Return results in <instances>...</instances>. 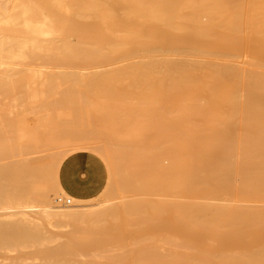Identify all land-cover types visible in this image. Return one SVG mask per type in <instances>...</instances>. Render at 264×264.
I'll list each match as a JSON object with an SVG mask.
<instances>
[{
  "label": "bare ground",
  "instance_id": "bare-ground-1",
  "mask_svg": "<svg viewBox=\"0 0 264 264\" xmlns=\"http://www.w3.org/2000/svg\"><path fill=\"white\" fill-rule=\"evenodd\" d=\"M201 16L207 17L206 21H202V18L204 19L205 17L201 18ZM1 22L2 23L4 22L6 25H8L7 28L6 26H4L5 25L4 23L2 26ZM0 24H1L0 26V58L2 57L1 59L3 60L4 56L9 57L10 59L5 58L4 60L5 61L10 60V63L12 61L11 59L20 60L21 58L19 59V56L23 58L22 60H24L26 55L28 56L29 60L30 59L32 60V56L34 53L35 54L33 56V59H35L34 57H37L39 55H40V58H42V56H44L45 58V56L48 57L49 55L51 57V55L53 54L52 55L53 57H51L52 59H50V57L45 58V59H49L48 60L49 62L45 60V64L47 62V65H49L50 63L53 62L52 65L50 64L51 67L54 65V62L55 64L58 63L57 66L60 64L58 60H63V59L58 58V56L59 54H61L62 57L64 56L63 58H65V60L68 58L69 61L64 60L62 62H65V63L68 62V65L70 64L69 66L71 67L76 66L75 65L76 62L79 61L80 59L81 62L79 61V64L81 63L83 67H84V64H82L83 63L82 60H84V63L86 64L90 63L89 66L88 65L85 66L86 68H89L91 63H92L91 66H94L93 64H95V66H97L96 64H99L100 66V63L105 62L106 64H108L107 61L109 62V64L112 65V62L114 60L116 61V59L118 58V57L116 58L112 57L115 55H118V56L120 55L119 58H121V55L123 57L124 55L129 57V54H130V58H131L132 56L134 57V53L137 54L138 52L137 56L140 55V57L144 53L145 55L151 54L150 56L155 55L156 58H157V55H159L158 58L161 56L158 60L155 57H149L150 59L154 58L151 61H149V59L146 58L149 61L147 62V65L149 67L148 69L155 68V71H156L154 72L155 75L158 73L157 70L160 73V76L157 75V77H155L156 79L153 80V84L150 85L149 81H146L147 83H149L148 87L150 86L149 88L148 87L146 88L147 95H146L145 100L148 99V103L146 104V107H145V110L148 113L146 120L148 117L150 118L151 116V119H150L151 121L147 120L146 122L149 121L150 123L153 124L152 127H150L151 124L149 125V122L146 125L149 126V129L150 128L155 129L156 134L153 132V135H151L150 130L152 129L147 130L146 128L145 130H147L150 135H147V136L143 135V134H147V132L146 133L144 131L141 132L140 129L142 128L139 127L140 129L137 128V130H139L138 132L142 134L140 136L139 135L134 136L135 132H133L134 133V134L132 133L133 136L130 134L131 136L126 135L125 137H123L124 136L123 134L125 133L120 132L122 133L121 135H123L122 138H119L120 136L118 135H117L118 138H115L116 135H113V137H111V135L114 132L112 133L111 130H109V128L106 126L107 123H108V126L110 125L108 122L109 120H106V118L108 117L107 115L109 114H112V115L115 114V116H118L119 114L118 112L121 111V109H119L121 108V106L119 108L117 107V110L119 109V111L117 112L116 110H114L113 107H112L113 110L111 109L112 112L115 111L116 113H118L117 115L116 113H112V112L110 113L111 110L108 111L109 113L108 112L106 113L107 117L101 114L102 116H104L103 119L107 121V123L105 122L106 125H104V127L102 126L103 128L101 127L102 128L101 131H103V129H106V130H104L103 133L100 130L99 132L97 130L96 131L97 134L95 135H99L98 133L100 132L101 133L99 136L106 134L105 136H101L103 138L105 137L104 140H105V143L107 144V146L105 147L106 149L105 153H101V152L99 153V156L105 161L107 165V169H108V180L103 189V194L106 195V193H104L105 189H106V192L108 193L109 190L111 191L112 187L114 188V186L118 182H120L118 183L120 187L119 188L116 187L117 193H120L118 190L121 188L123 190L122 191L123 194H126V195L128 194V192L130 193L132 191L134 192L137 190H138L137 192L141 191L142 193L143 191V193L146 192L147 194L149 193L150 195L151 194L154 195V193H159V195L160 194H173L175 196L177 195L180 197V195L182 196V194L184 195L186 194V195H189L190 197L192 196V198L196 197V195H199V196L207 195V196H210L211 200L213 199L212 197H215V196L219 197V195H222L224 197L230 196V198L231 199L233 198L235 202L234 203L232 201V203H234L232 204L230 201L229 203H231L232 205H223V203L222 205H217V202H216V205H211L212 203H210V201H209L210 204L208 203L202 204L201 202L202 198H200L201 203L200 202L190 203V201L181 202V199L179 197L178 198L180 199V202H176V199L174 198L175 201H172V196L170 197L169 195H167L166 197L169 196L172 202H167L168 200L170 201V199H167L166 202L163 199H162L163 201L158 200V199L155 200L152 198V197H155L153 195L151 197V199L153 200H147V199L144 200L146 197L150 198L149 197L150 195L144 196L146 195L145 193V194H138L143 197L141 198L136 197L135 201L133 202H131L130 199L128 203L124 204L122 202L124 204L123 206L119 204L122 207H119L118 205H116L117 208L110 210L109 213L107 210L106 211L104 210L106 209V207L110 209L109 206L111 207V204L113 203H109L111 200H109L108 202L106 199H104L106 201L103 200L104 202L103 201L100 202L98 200L100 204L98 203L99 204L98 208L96 205V209L92 208L89 210L91 206L89 207L86 206L87 208L83 206L85 208L83 209L81 205L84 204L88 199H78V198L68 195L62 189L58 181L59 166L64 160V158H66L65 155L68 152L70 153L71 151L70 147H69L70 150L66 151L67 153L65 152L64 156H62L63 155L62 154L61 156H57L53 158L49 157V159H47L46 161L45 160L44 161L30 160V159L25 160V158L23 159L25 161H23L22 158L19 157L21 158L23 162H18L17 164H13V163H10L12 162L11 160L8 163L4 161V163L6 164H3V165L2 163H0L1 165L0 166V183H1L0 186L3 187V191L0 192V195L1 193L5 192L9 200V198L13 197L15 193H18L17 194V197H18L19 192L21 193V191H23L24 198L29 200L28 202H26L27 209L29 206L30 208L31 206L35 208L34 204H36L37 202H38L37 204L41 205V206L36 205L38 209L41 208V212L39 213V219H41V222L39 223L38 221L37 223L39 224L35 223L36 221L34 222V219L30 217L28 213H26L27 211H24L25 207L23 208V210L21 209L22 210V212L20 211L21 214L19 213L21 215L20 221L22 222H7L4 219H0V250H13V249L20 250V248L29 246L31 244L34 246V244L35 245L44 244V241L48 242L49 237L46 236L45 234L47 231L44 233L45 230H44V227H42L44 222L51 223V221L53 220L57 223L63 222L66 220H70L74 222V220L78 221V219H81V218L85 219V218L90 217L93 214L99 215V213L101 212H105V214L107 212V215L106 216L104 215V218H102L106 220L105 217H107V222L105 220L103 221V223L106 222V225L105 224L103 225L102 221H100L102 224H100L99 222V224L91 225V223L94 222V221L91 222V220H93L91 219L90 220L91 223L89 225L87 224L86 227H83L84 225L81 227L80 226L76 227V230L80 232L79 235L80 234L84 235V236L82 235L83 236L82 238H79L78 236L79 239L77 238L69 239L68 237V240H66L62 244L59 243V246L56 245L57 247L53 246V248L49 246L42 248V246H45L48 243L41 245V248H38L36 250H37V254L43 259V261L40 260V263H37V264H99L97 263V261H95V258L91 256V253H90L91 250L93 251V249L94 250L101 249V248L103 249L104 247L108 246V241H111L110 240L111 238H114L116 236L119 237L120 235L123 236L125 232H127L128 230L134 227L139 228L140 231L145 229V231L144 232L139 231L142 234L138 235L135 240L133 239L134 243L131 244L127 242L126 244L127 250L124 252L125 254L122 253V255H119V256H117L116 254L115 256H112L110 254L111 256L109 257L107 256L108 258H107L106 264H264V206L263 207H245L246 203L248 204V202L249 203L250 202L252 203L253 202L255 203L264 202V71L262 72V70H260L261 72H256L259 69L264 70L263 68L264 67V0H0ZM56 33H58V35L53 36ZM42 36L43 37L47 36L45 38H42V40H45L47 43L45 41L43 43L41 42ZM72 36L75 38V40H72ZM72 41H75V42L72 43ZM26 44L30 45L28 49L26 48L27 46ZM243 51H246V53L244 52L245 54H247V52L250 51L249 53H251L253 56L252 59L250 58V61H248V65L246 66L248 72L247 70L243 72L244 68H241L245 66L246 64L243 65L241 63H235V61L240 62L239 60H237V57L240 56L241 53L243 54ZM29 52H30V55H29ZM41 52L42 53L45 52L47 55H45V53L42 54ZM139 52L141 54H139ZM40 53L42 54V56ZM54 53L57 54V58H56V55L54 56ZM167 55H169V58ZM172 55L173 56L179 55L182 57L186 56L187 58L181 57V59H178V58L174 59ZM189 55H192V57L196 56V59H198V56L203 57V59L200 58V61L199 59L198 61H196L195 58H194L195 60L192 58L190 60L191 56L188 57ZM29 56H31V58ZM179 56H176V57H179ZM69 57H71L72 59L70 60ZM76 57L78 58V60L76 59ZM170 57H172L173 59H171ZM40 58L39 59L37 58L34 61L36 62L38 60H42ZM125 58L127 59V57ZM125 58H123V60ZM143 58H140V59L138 58L139 60H136L137 58H135L134 60L131 59L132 61L131 60H125V61H127L126 63L130 61L129 64L131 66V62L133 65L134 61L137 63V61H140L141 59H142L141 63L143 64V61H146V59L144 60ZM111 59H113L112 62L110 61ZM201 59L203 61H201ZM217 59H221V60L223 59L226 62H218ZM31 60L30 62H33ZM117 60L120 61V59H117ZM232 60L234 61L233 63L237 64L236 66L235 64L231 63ZM251 60L252 61L254 60L255 62V63L254 62L252 63L254 64L253 65L254 67L250 66L251 63L249 62H252ZM72 61L75 64L71 63ZM125 61L120 62V64L121 63H123L122 65L126 64ZM13 62L15 61H12V63ZM117 62L116 64L112 65V67H114L115 65L117 67V64H118ZM135 62L134 64H136ZM0 64H2L0 65L1 67L3 66L4 63L0 61ZM104 64L102 65L104 66ZM238 64L241 67H238ZM256 64L261 65V66L255 67ZM4 65H5L4 66L5 68L4 71H5L7 68L6 66L7 64H4ZM68 65H66L65 67L69 68ZM81 65H79L78 68H76L77 66L74 67L77 69L76 74L79 73L80 70L78 69L79 67H81ZM143 65H145L146 67V62ZM136 66H139V65L136 64ZM12 67H15V66L8 65L7 69H11ZM250 67L251 69L254 68V71L253 70L249 71ZM15 68H13V70H15ZM103 68L110 69V67L106 68V66ZM103 68H101L102 71H103ZM135 68L137 69L139 67H135ZM1 69H0V72L2 73L3 69L2 71ZM17 69L18 68H16L15 71L18 72ZM28 69H27L28 72L25 71L27 73L26 74L24 72V70H26L25 68L24 69L21 68V70L23 71H21L19 68L20 76L24 72L21 76L22 79L18 80L14 78L16 82L14 81L13 83H16L17 85L18 81H26V80H23V75L25 74V76H27L28 74L31 75L33 73L31 72L30 74L29 70L31 68L29 70ZM134 69L132 68V70ZM139 69L137 70L140 71ZM46 70L47 69H45V71ZM66 70L68 71L67 68ZM90 70L87 69L88 72H92L95 69H90ZM96 70L101 71L100 69H96ZM32 71H36V70L34 69ZM73 71L75 72V70ZM83 71H81L80 74H82ZM102 71L100 74H102L103 76L105 73L104 71L103 72ZM110 71L112 72L114 70L110 69ZM110 71H109V74H110ZM14 72L12 71V73ZM48 72L51 73L50 71ZM57 72L59 74H61L60 72L66 73L65 70H62V71L60 70V72L59 71ZM69 72H67L68 73L66 74L67 76L71 74ZM74 72L72 73L74 74ZM147 72H148L147 73L148 75L150 72L149 71ZM41 73H42L41 74L42 76L45 72L43 73L42 71ZM46 73L45 75H43V77L47 76ZM120 73L122 72L120 71ZM15 74L17 76V73ZM51 74H48V75H51ZM73 74H72V77H73ZM36 75L38 76L39 73ZM62 75H64V73H62ZM11 76L12 74L10 75V78H11L10 80L12 83L13 76L12 77ZM18 76H19V73H18ZM81 76H83V74ZM0 77H3V76L0 75ZM4 77L5 78H3V80L4 79L7 80L9 75L4 76ZM29 77H25V79L28 78L29 80ZM52 77L50 76V78ZM55 77L56 79H58L57 76ZM68 77H70V75ZM68 77H66V80ZM90 77L89 79H91ZM109 77H111V75H109ZM121 77L123 76L121 75ZM121 77H118L120 78L119 79L120 81L122 80ZM138 77H140V79L143 80L141 76H136V78ZM31 78L32 79H30V81L27 80V84H29L28 82H33L31 80H35L36 76L33 78V74H32ZM133 78H135V75ZM133 78L129 80L132 81ZM147 78L145 80H147ZM39 79L40 78H38V80ZM46 79L48 78H45V80L43 79L44 82L42 80L41 82L34 81L33 84L30 83L31 86L29 85V87L25 85L26 82L25 83L23 82L24 85L28 87V89L29 88L31 89V91L29 92L30 93L29 96L33 94L32 89H35V87L34 88H31V87H33L37 82H40V84L45 83V81H48ZM61 79H64V78L60 77V80ZM108 79L110 80V78ZM149 79H152V78H149ZM52 80L53 82L56 81L54 79ZM114 80H116V78ZM1 81L2 79L0 80V88H6L8 86L10 87L8 83H7V86L5 85V82H8V81L4 80L5 81V82L3 81L4 85L2 84ZM86 81L88 80L85 79V82ZM127 81L128 80L126 79V82ZM66 82L64 84L62 82L58 83V81H56V84H57L56 88L57 86L61 88L59 85L61 86H63V84L66 85ZM13 83L11 84V87ZM48 83H46V86H48L47 85ZM70 83L68 82V84ZM124 83L125 82L121 84H124ZM143 83L146 84L145 82ZM78 85L80 87L84 86L83 84L82 86L81 84H78ZM129 85H132V84H129ZM35 86L40 87V85H37V84ZM44 86H42V88ZM53 86L55 87V85ZM14 87L16 86L13 85L12 89ZM20 87L24 88V86L22 85H20ZM69 87L70 86H68V88ZM82 88L86 89L85 87H82ZM89 88L90 87H88V89ZM110 88H111V85H110ZM115 88H118V87H115ZM137 88H138L136 89L137 91H139L140 88H142L141 92L145 90L143 89V87H140V88L137 87ZM25 89L29 91L27 88ZM70 89L71 88H69V90ZM15 90L16 88L14 89V91ZM45 90L46 89L44 87V90L42 91L40 90V92H43V91L45 92ZM33 91H36V90H33ZM125 91L126 90H124V92ZM26 92H24L25 96L27 95ZM38 92L36 91V93ZM48 92L46 91V94ZM36 93L34 96H36L37 98V95L39 97V93L38 94ZM84 93L87 96L86 90H84ZM125 93L124 95L126 97ZM46 94L44 95L46 96ZM145 94L146 93H144V95ZM56 95L57 94H55V96ZM70 95L69 97H71ZM102 95H100L101 98H104V100L106 98L108 99L107 95L106 96H102ZM76 96H79L78 92ZM98 96H95V97H98ZM134 96H135V93H134ZM15 97L16 96L14 95L13 98ZM31 97H32L31 100L33 99L37 100L36 98H33V96ZM41 97H43V95ZM41 97H39L40 100H41ZM91 97L93 96L91 95ZM95 97H93L94 100H95ZM144 97H141L143 101H144ZM86 98L89 99V97H86ZM86 98H83V99H85V101L88 102ZM120 98H122V96ZM18 99L19 98H17V100ZM132 99L134 98L132 97ZM96 100H100V97ZM44 101L45 103L47 102L46 100ZM105 101H104V104H105ZM133 101L135 100H132V102ZM143 101L141 102L144 103ZM31 102H34V101H31ZM70 102H72L73 104V106L72 105L70 106L74 107V105H76V103H74L75 100H72ZM87 102H85V104ZM95 102L98 103L97 101ZM21 103L22 102H20V105ZM23 103H24L23 105H25L24 101ZM60 103L63 104V102H60ZM96 103L94 104V106H96ZM106 103L108 102L106 101ZM109 103H111V101ZM129 103L130 102H128L127 104ZM31 105H30V108H31ZM34 105L37 108L36 104ZM67 105L69 106V104ZM140 105L142 106V104ZM55 106L57 105L55 104ZM76 106L78 107V105ZM81 106H84V103H82ZM115 106H118V104L117 105L115 104ZM60 107L61 106L56 107L55 109L57 110V108H59L60 110L63 111V109ZM65 107L66 106H64V108ZM79 107H78V110H82V109H79ZM84 107L89 108L90 105L87 107L85 105ZM124 107L125 106H123V108ZM127 107L128 106H126V108ZM33 108L31 109V111H33ZM85 108L84 110L86 111ZM106 108L108 109L111 107L106 106ZM129 108L131 107L124 109L125 113L127 112L126 110H129ZM133 108L135 109L136 107L133 106ZM141 108H143V106ZM18 110L20 111V109ZM68 110H66V112ZM73 110L78 111L77 109H73ZM91 110L92 108L90 107V110L88 111V113L92 112L90 117L94 116L93 117V120H94L97 116V119L101 121L102 117L100 119L98 118L99 115H97L99 114L98 110L100 109H96L97 113H94V114H93V111L95 110L93 111ZM130 110L134 111L133 109H130ZM74 111L70 109L71 116H73L72 112ZM136 111H137V108H136ZM22 112H25V110L23 109ZM49 112L47 110L48 114ZM44 113L47 114L46 112ZM80 113L82 114L83 118H85L83 115L84 113L87 114L88 117L90 115V113L88 114L86 112L84 113L80 112ZM131 113L133 112H130V114ZM137 113L138 112L134 113V115L135 114L137 115ZM140 114L141 112L138 113L139 117L141 118ZM22 115H24V113ZM64 115L62 117L67 118ZM74 115H75V120L76 119L79 120V118L80 120L83 119L81 118L80 115H78L79 116L78 118H76L77 114L74 113ZM127 115H129L128 112H127ZM127 115L126 117L128 120L132 118L133 114H131L130 116L131 118H129ZM134 115L133 117L136 118ZM143 116H145V114H143ZM49 117L51 118V115ZM49 117L48 119H50ZM16 118L13 121H15ZM38 118H43V119H39L40 122L37 121L38 125L39 123L42 124V120L44 121L45 117H37V119ZM72 118H71L70 124L71 125L73 124V126L67 127L66 125L69 122L64 119L66 122H68L65 125L66 128H64V125L62 128L59 125L60 129L58 130L53 128L54 130H57L56 133L55 131H52L50 127L48 128L51 129V134L50 132H46V131L42 132L41 131L42 127L40 131L38 132L40 127H38L37 124H35L34 126L36 127L35 129H37L36 132L35 131L32 132L34 130L33 126H32L33 130L31 131H26L28 130L26 128H25L26 130L22 129L20 131H16L17 132L16 134H18L19 132L18 140L20 142L22 138L31 139V141L34 142V144L36 143L37 145L38 141L44 142L47 139H49L48 138L49 134L51 135L50 137L51 140H60L64 137H77V136L89 134L90 131L88 130L90 129L91 131L93 130V132L95 133L94 129L90 127L91 123L89 122V120L83 119V121L86 120L85 121L86 123L80 121L82 124L85 123L86 126L89 125V128H87L85 124L84 125L81 124V126H85V127L80 128L81 130L83 129L84 131L83 132L78 128L80 127V125L77 127V125L74 124V123H78L79 121L78 122L77 120L75 121L74 118L72 120ZM113 118L115 119V117ZM119 118L120 117H118V119ZM48 119H45V120H48ZM60 119L62 120L61 117ZM124 120L125 118L122 119V122ZM138 120H137V124H139ZM3 121L0 122V125L4 123ZM63 121H60V122H63ZM97 121H96V124L98 125L99 122L97 123ZM119 121L120 123H122L121 120ZM143 121H145L144 117H143ZM93 122L95 123V121ZM116 122L118 123L117 119H116ZM146 122H143V126L145 125ZM102 123L104 122L101 121V124L99 126H101ZM112 123L110 127L112 128V130L114 129L116 130L115 133L118 132V129L119 130L123 129L122 128L123 126H121V128L116 129L118 127L116 126L117 123L114 124L116 128L115 126L112 127ZM131 123H133V121L127 122V124L126 122L125 123L123 122V124H126V125L128 124L131 125ZM12 124L13 123L11 121L7 124L8 128L6 127L4 128L9 129V126H11ZM24 124L26 123H23V125ZM135 124L136 123H134V125ZM140 124H142V122ZM20 125H21L20 128H22L23 125L22 124ZM126 125L124 126L126 127ZM24 126L29 127L30 125H24ZM2 127H1V130L3 131L4 128L2 129ZM15 127H17V125ZM54 127H56V125ZM135 127L133 129H135ZM144 127L142 130H144ZM17 128L19 129V127ZM131 128L132 127L130 126L129 129ZM107 129L109 130L108 133L110 132L112 133L111 135L110 134L107 135ZM125 129L126 128H124V131ZM236 129L240 131L236 133L235 132ZM5 131L6 130H4V132ZM40 132H42L44 136L47 135V133H49L47 135L48 137L45 136L46 137L45 139L43 134L41 135ZM53 132L56 135H54ZM8 133L12 134L11 132H7V134ZM52 133H53V137H52ZM9 135L8 137L11 136ZM107 136H109L108 137L109 139L107 138ZM14 139H17V138H14ZM4 140H8V139L6 138ZM18 140H17V143H18ZM113 140L116 144L112 143ZM0 142H1L0 143V156H3V155L5 156L6 154H9V152H11L10 148H8V150H10L8 152V150H6V146L2 144L1 140ZM27 142L28 141H26V143ZM7 145L11 147L10 144L7 143ZM31 145H33V143H31ZM18 146H20V143L19 145H17V147ZM27 147H29V145ZM80 149H83V147ZM37 153H40V152H37ZM12 154H14V152H12ZM24 157H26V155ZM1 158H4V157H1ZM164 159H167L169 162L166 164L164 162ZM130 166H133V167L135 166V167L132 169H129ZM135 168H137V171L135 173L129 172V170L133 172ZM114 176L119 177V178L116 177L117 181L115 182H114L115 180ZM238 178L240 182L238 184L239 186L237 187L236 186L237 184L235 183L236 182L235 179H238ZM52 190L54 192H59L61 194L60 197L69 196V198L72 199L73 201L71 205L69 204L66 205V204H62L59 202H56L58 203L57 205L54 204L52 197L50 195V191ZM34 191H36L37 194L39 193L38 195H36V198L37 199L39 198L38 201H36L37 199L35 197L31 198L33 197ZM23 192L21 194H23ZM31 193H33L32 196H31ZM3 196H5L4 193L1 197ZM132 196H137V195L134 194ZM207 196H204V198H206L204 202L208 201ZM19 197L21 198L22 195ZM103 197L104 196H102L100 200H102ZM218 197H215V199H217ZM14 198L16 197L14 196ZM93 198L95 199L96 196ZM139 198H140V201H136ZM220 198L221 197H219V199ZM89 199L91 201V198ZM22 200H23V197H22ZM126 200L124 199L123 201H126ZM187 200H190V199H187ZM191 200L194 201V199H191ZM23 201L25 202V199ZM238 202H244L245 205L240 206L238 205L239 204ZM19 206H21V204H19ZM1 215H0V218H1ZM4 217H5V214H4ZM42 220H44L43 223H42ZM82 221L80 220L81 223ZM88 221L89 220H87L86 222ZM80 222L78 223V225L80 224ZM144 222L145 224L146 222L150 223L149 228H146V227L142 228V224H144ZM72 225H74V223ZM69 226H70V222H69ZM159 227H165L166 230L175 232L176 235L174 236L176 237V239H179L178 242L175 241L176 242L175 246H179L182 249L174 248L172 250L170 249L171 251H169L167 254H162V252H160L158 249V242L160 241L159 234L156 235L154 232L153 233L146 232L147 229L157 230ZM72 228L74 229V227ZM102 230H106V232L109 234L108 235L109 238L104 237L105 234L107 233H105L104 235L100 234V231ZM158 230H161L163 232L162 229H158ZM75 232L76 231H74V233ZM128 232H127V235L133 234L131 233L132 231L130 232V234H128ZM72 234H73V230H72L71 235ZM76 234L78 235L77 232ZM51 236H53V234H51ZM126 237H129V236H126ZM133 237H135V235ZM211 238H215L216 240H218L217 241L218 243L212 244L211 243L212 241L210 242ZM50 239H52V237ZM241 243L243 244V248L242 250L237 252L236 250L237 245L239 244L240 246ZM118 245L120 244L118 243ZM163 246L165 247L166 245H163ZM239 246L238 248H241ZM35 247H38V246H35ZM80 254H84L82 256L86 255L89 258L85 257V259H82V260H86V261L82 263H76L74 259L77 257V255L81 257ZM92 255H94V251ZM79 257L76 260H80ZM72 260H74L75 262ZM12 264H30V263L23 262V260L21 259L19 261L16 260L15 262H13L12 260Z\"/></svg>",
  "mask_w": 264,
  "mask_h": 264
},
{
  "label": "rangeland",
  "instance_id": "rangeland-1",
  "mask_svg": "<svg viewBox=\"0 0 264 264\" xmlns=\"http://www.w3.org/2000/svg\"><path fill=\"white\" fill-rule=\"evenodd\" d=\"M202 17H205V16H201V18ZM206 18L207 17H205L204 19L202 18V21H206ZM2 23V22H1ZM4 23V22H3ZM3 23H2V26H3ZM5 24V23H4ZM0 26H1V24H0ZM4 26H6V28H7V26L8 25H4ZM53 35V34H52ZM58 35V33H56L55 35H53V36H57ZM45 37H47V36H45ZM45 37H41V42L43 43L45 40H42V38H45ZM51 37V36H50ZM74 37L72 36V40H75V38L73 39ZM47 39V38H46ZM70 39H71V37H70ZM8 40V39H7ZM9 41V40H8ZM48 41H49V39H48ZM71 41V40H70ZM46 42V41H45ZM73 42H75V41H72V43ZM47 43V42H46ZM27 45V44H26ZM30 47V45L28 44L27 46H26V48L28 49ZM28 51V50H27ZM26 51V52H27ZM37 51V50H36ZM46 51V50H45ZM48 51V50H47ZM38 52H39V50H38ZM49 52V51H48ZM51 52V51H50ZM246 53V51H243V56L240 54V56H238L239 57V59H238V57H237V60H239L240 62H236L235 61V63H241V64H243V65H245V66H243V67H241V66H239V64H238V67H241V68H244V71L243 72H245V70H247V65H248V61H250V58L252 59V54L251 53H249L250 51H248L247 52V54H245ZM42 53V52H41ZM40 53V54H41ZM43 53H45V52H43ZM42 53V54H43ZM249 53V54H248ZM33 54V53H32ZM35 54V53H34ZM34 54H33V56H34ZM42 54H41V56H42ZM50 54V53H49ZM137 54H138V52H137ZM137 54H135L134 53V57L135 58H137L136 60H139L140 58H143V56H144V60L146 59V58H148L149 59V61H151V60H153L152 58L150 59L149 57H155V55H153V56H150L151 54H149V55H145V53L143 54V52H142V54L143 55H141V57H140V55L139 56H137ZM139 54H141L140 52H139ZM245 54V55H244ZM29 55H30V52H29ZM36 55H37V53H36ZM39 55V54H38ZM45 55H47L46 53H45ZM51 55V54H50ZM53 55V54H52ZM51 55V57H53ZM56 55V58H57V54H55L54 53V56ZM136 55V56H135ZM249 55H250V57H249ZM33 56H32V60L31 61H33V62H30V60H29V58H28V56L26 55V57H25V59H27V60H22L23 58L22 57H20L19 56V59L20 60H18V59H16V60H13V59H11L12 61H15V62H13L12 63V61H11V63H10V58L9 57H6V56H4V58H3V60L5 59V58H9L8 60L9 61H3L1 58H0V61H2V63H4V64H7L6 66H7V68H8V65L9 66H17L16 68H18L17 70H18V72L17 71H15L16 70V68L15 67H12L11 69H7L6 68V70L4 71V64H3V66H1L0 67V69L2 68L3 69V71H4V73H3V71H2V69H1V71H2V73L0 72V75L1 76H3V77H0V80L2 79V84H3V81L5 80V81H8V82H5V85L7 86V83H8V85H10V87H11V84L15 81L16 82V80H14V78H16V79H22L21 78V76H22V74L25 72V71H27V69L29 68H31L30 70H29V73L31 74V72H33L32 74H33V78L36 76V78L38 77V78H40L39 80H38V78L36 79L35 78V80H31V81H33V82H28L29 84H27V80H28V78H26L25 79V77H29V76H31L32 77V74L31 75H27V76H25V74L23 75V80H26V81H18V84L16 85V83H13V85L14 86H16V87H14L13 89H12V87H13V85H12V87L10 88L9 86L8 87H6V88H0L1 90H0V122H2L4 119V123H2L1 125L3 126H1L2 127V129L4 128V127H6V128H8V123L9 122H11L12 121V125L11 126H9V129H6V128H4V130H6L5 132H6V134H5V132H4V130L2 131L1 130V127H0V132H2V133H0V140L2 141V144H4V146H6V150H8V148H10V150H11V152H9L10 150H8V152H9V154H6L5 156L3 155V156H0V163H2V165L3 164H6V163H4V161L5 162H10L11 160H12V162H10V163H13V164H17L18 162H23V161H25V160H42V161H46L47 159H49V157L50 158H53V157H57V156H61L62 154V156H64V154H65V152L66 151H68V150H70L71 149V151H70V153L68 152H66L67 154L65 155V157H67L69 154H71V153H73V152H75V151H79V150H89L90 148V150L89 151H91V150H93L94 151V153L96 152V154L98 153V155H99V153L101 152V153H105V147L107 146V144L105 143V140H104V138L103 137H101V136H105V135H101V136H99L100 135V133L102 132L103 133V131L104 130H106V129H103V131H101V129L104 127V125H106V123H107V121L106 120H109L108 122H109V126H108V123H107V127L109 128V130H111V132L113 133H108V129H107V135L108 134H112L111 135V137H113V135H116V137L115 138H118V136H120L119 138H122V136L123 137H125L126 135L128 136H133V132H135V135L134 136H140V135H142L141 133H139L138 131L139 130H137V128H139V127H141L142 129H143V127H144V130H142V129H140V131L141 132H147V134H143V135H153V132L156 134V131H155V129H152V128H150V129H152V130H150L149 129V126L148 125H146V124H148V122L149 121H151L150 119H151V116H150V118L148 117L147 118V120H149L148 122H146L147 120H146V117L148 116V113H147V111L145 110V107H146V104L148 103V99H146L145 100V98H146V95H147V90H146V88L148 87V84L150 83V85L151 84H153V80L154 79H156L155 77H157V75L158 76H160V73H159V71L157 70V74L155 75V73L154 72H156L155 71V68L153 69V68H151L152 69V71H151V69H148L149 67H148V65H147V62H149L148 61V59H146V61H143V64H145V62H146V67H145V65H143L141 62V60L140 61H137V63L136 64H138L139 66H136V64H134V62H133V65H132V62H131V66H130V64H129V62L128 63H126L127 61H125V60H131V59H135L133 56V58L131 57L130 58V54H129V57L128 56H126V55H124V57L121 55V58H119V56L118 55H115V56H112L113 58H116V57H118L117 59H120V61H118L117 59H116V61L114 60L113 61V59H111L110 61L112 62V65H114V64H116V62L118 63L117 64V67H119V68H117L116 67V65L114 66V67H112V65L111 64H109V62L107 61V63L108 64H106L105 62V64L104 63H100V62H98V63H100V66H102V67H100L99 66V64H96L97 66H95V64H93L94 66H91L92 65V63H91V65H90V69H95L94 71H99V70H96V69H100L101 71H102V69L101 68H103V67H105L106 66V68L107 67H110V69L111 70H114V71H110V69L109 68H107V69H105V68H103V71H104V75L106 76H102V74H100L101 73V71H99V72H97V74H96V72H94V71H92L93 72V74H92V72H88L87 71V69L88 70H90L89 68H86L85 66H89V64H86V63H84V60H82L83 61V63L82 64H84V67H83V65H81V63L79 64V61H80V59H79V61H75L76 62V64L72 61L71 63H74L76 66L79 64V65H81V67H79V69L78 70H80L79 71V73L78 74H76V68H78V66L76 67V66H74V67H76V68H74V67H71V66H69L68 65V62H62V61H64L65 60V58H63L62 56H61V54H59V56H58V58H61V59H63V60H58V62L61 64V65H63V66H61L60 64V66L58 65L57 66V64H55V62H54V65L51 67L50 66V64L52 65V63H50L49 65H47V62H46V64H45V60L46 61H48L49 59H45V58H48V57H50L49 55H48V57L47 56H45V58H44V56H42V58H40V55L39 56H37V57H34L35 59H33ZM158 56L159 55H157V60L161 57H159L158 58ZM168 56V58H169V55H167ZM173 56V55H172ZM176 56H179V55H176ZM175 55L173 56V58L174 59H176V58H178V59H181V57L182 56H179V57H176ZM191 56V58H190V60L193 58H195L196 59V56L195 57H192V55H189L188 57H190ZM24 57V56H23ZM30 58H31V56H29ZM50 57V59H52ZM125 57H127V59L125 58ZM162 57H164V56H162ZM248 57H249V59H248ZM12 58H14V57H12ZM16 58H18V57H16ZM42 59L43 61H44V63H43V61L42 60H38V61H34V60H36V59ZM44 58V59H43ZM56 58H54V59H56ZM70 58V60L72 59L71 57H69ZM74 58V57H73ZM82 58V57H81ZM123 58H125L124 60H123ZM139 58V59H138ZM171 59H173L172 57H170ZM182 58H187L186 56L185 57H182ZM200 58H202L203 59V57H199L198 56V59H199V61H200ZM76 59L78 60V58L76 57ZM123 61H125V63L126 64H124V65H122L123 63H121L120 64V62H123ZM155 59V60H156ZM194 59V60H195ZM198 59H196V61H198ZM201 59V61H203ZM224 59V58H223ZM221 60V59H217L218 60V62H226L225 60ZM7 60V59H6ZM67 61H69L68 60V58L66 59ZM65 60V61H66ZM74 60V59H73ZM194 60H192V61H194ZM204 60H205V58H204ZM227 60V59H226ZM23 61V62H22ZM29 61V62H28ZM51 61V60H50ZM132 61V60H131ZM229 61V60H228ZM227 61V62H228ZM252 61V60H251ZM49 62V61H48ZM62 62V63H61ZM81 62V61H80ZM110 62V63H111ZM140 62V63H139ZM234 61L232 60L231 61V63H233ZM254 62V60L252 61V62H249V63H251L250 64V66H253L254 64H252ZM20 63V64H19ZM65 65H64V64ZM235 63H233V64H235ZM255 63V62H254ZM31 64V65H30ZM102 64H104V66L102 65ZM140 64H141V66H140ZM0 65H2V64H0ZM20 65V66H19ZM27 65V66H26ZM44 65V66H43ZM56 65V66H55ZM66 65H68L69 66V68L68 67H65ZM109 65H111V66H109ZM119 65V66H118ZM237 64H235V66H236ZM37 66H39V67H37ZM123 66V67H122ZM133 66V67H132ZM256 66H261V65H258V64H256L255 65V67ZM26 67H28V68H26ZM34 67V68H33ZM48 67V68H47ZM50 67V68H49ZM56 67V68H55ZM64 67V68H63ZM83 67V68H82ZM92 67V68H91ZM96 67V68H95ZM98 67H100V68H98ZM134 69L135 67H139V68H141V69H139V68H137V69H139L140 71H138L136 68L134 69V70H132V68ZM145 67V68H144ZM246 67V68H245ZM249 67V66H248ZM254 67V66H253ZM263 67V66H262ZM13 68H15V70H13ZM19 68H20V70H21V68H25L26 70H24V72L21 74V76H20V71H19ZM49 69L48 71H50L51 73H49L47 70L45 71V69ZM52 68V69H51ZM66 68L68 69V71L66 70ZM81 68V69H80ZM115 68V69H114ZM118 70H117V69ZM123 70H122V69ZM128 68V69H127ZM261 68V67H260ZM264 68V67H263ZM36 70V71H32V70ZM41 71H40V70ZM44 69V70H43ZM121 69V70H120ZM127 69V70H126ZM145 69H147V70H145ZM240 69V68H239ZM255 69H257V68H255ZM259 69V68H258ZM54 70V71H53ZM59 71L60 72V70L62 71V70H65L66 71V73L65 72H60L61 74H59L57 71ZM73 70H75V72L73 71ZM84 70V71H83ZM108 72H106V71ZM137 70V71H136ZM241 70H243V69H241ZM250 70H253L254 71V68H252L251 69V67H250V69H249V71ZM260 70H262V72L264 71L263 69H259V70H255L256 72H261ZM10 71H11V73H10ZM12 71L14 72V73H12ZM21 71H23V70H21ZM38 71V72H37ZM43 71V73L45 72H48V73H46L47 74V76H44L45 78H48V79H46V80H48V81H45V83H42V84H40V82H41V80L44 82V80H45V78L43 77V75H45V73L41 76V72ZM70 71V72H69ZM81 71H83L82 72V74H83V76H81L82 74H80L81 73ZM91 71V70H90ZM102 71V72H103ZM109 71H110V74H109ZM117 71H119V72H117ZM120 71L122 72V73H120ZM125 71V72H124ZM147 71H149L150 73L147 75ZM28 72V71H27ZM34 72H36V73H34ZM57 73V75H56V73ZM67 72H69V73H71V74H69L70 75V77H68L66 74H68ZM72 72H74V74L72 73ZM86 72V73H85ZM87 72H88V74H87ZM124 72V73H123ZM130 72V73H129ZM139 72V73H138ZM143 72V73H142ZM247 72H248V70H247ZM6 73V74H5ZM8 73H10V74H8ZM15 73H17V76H18V73H19V76L17 77L16 76V74ZM26 73V72H25ZM39 73V75H40V77H39V75L37 76L36 74H38ZM62 73H64V75H62ZM84 73H85V75H84ZM91 75H90V74ZM95 73V74H94ZM112 73V74H111ZM115 75H114V74ZM116 73H118V74H116ZM142 73V74H141ZM152 73H153V75H152ZM12 74V76H13V79H12V83H11V78H10V75ZM27 74V73H26ZM35 74V75H34ZM48 74H51V75H48ZM53 74H54V76H53ZM72 74H73V77H72ZM87 74V75H86ZM107 74V75H106ZM123 74H125V75H123ZM137 74V75H136ZM139 74V75H138ZM146 74V75H145ZM9 75V79L7 78V80L6 79H4L3 80V78H5L4 76H8ZM80 75V76H79ZM93 75H95V76H93ZM97 75V76H96ZM99 75H100V77H99ZM109 75H111V77H109ZM113 75V76H112ZM119 75V76H118ZM121 75L123 76V77H121ZM129 75V76H128ZM130 75H131V77H130ZM134 75H135V78H133L134 77ZM143 75V76H142ZM11 76V77H12ZM15 76V77H14ZM50 76L52 77V78H50ZM55 76H57V78L58 79H56V77ZM59 76V77H58ZM91 78V79H89V77ZM108 76V77H107ZM129 78H128V77ZM136 76H141L142 78H143V80H141L140 79V77H138V78H136ZM148 78H147V77ZM31 77H29V80L28 81H30V79H32ZM60 77H62V78H64V79H61L60 80ZM66 77H68L69 78V80H68V78H67V80H66ZM72 77V78H71ZM104 77V78H103ZM113 77H114V79L116 78V80H114L113 79ZM118 77H121V81L119 80L120 78H118ZM84 78V79H83ZM88 78V79H87ZM93 78H95V79H93ZM99 78H101V79H99ZM108 78H110V80L108 79ZM131 78H133V79H135V80H133L132 79V81L131 80H129V79H131ZM147 78V80H145ZM149 78H152V79H149ZM44 79V80H43ZM52 79H54V80H56V81H58V83H60V82H62V83H64L65 84V82H66V85H64L63 84V86H61V85H59L61 88H59L58 86H57V88H56V81L55 82H53V80L51 81ZM75 79V80H74ZM85 79L86 80H88V81H86L85 82ZM96 79H98V80H96ZM107 79V80H106ZM126 79L128 80L127 82H126ZM50 80V81H49ZM71 80V81H70ZM93 82H92V81ZM100 80V81H99ZM106 80V81H105ZM10 81V82H9ZM34 81H40V82H35L37 85H40V87L38 86H33V87H31V88H34L35 87V89H32V92H33V94L31 95V96H33V98H36V96H34L35 95V93H36V91L38 92H40V90L42 91V90H44V87H45V92L43 91V92H38L39 93V97H41L42 95H43V97H41V100H40V98L38 97V95H37V100H39V101H37V100H35V99H33V100H31L32 99V97L31 96H29L30 95V91H31V89L29 88L28 89V87H29V85H30V83H34ZM103 81H104V83H103ZM119 83H118V82ZM139 82V83H137V82ZM142 81V82H141ZM146 81H149V83H147ZM152 81V82H151ZM25 83V85L26 86H28V87H26L25 85H24V83ZM49 82V83H48ZM68 82L70 83V84H68ZM73 82V83H72ZM82 82V83H81ZM97 82V83H96ZM113 82V83H112ZM123 82H125L124 84H121V83H123ZM143 82H145L146 84H144ZM155 82V81H154ZM11 83V84H10ZM23 83V84H22ZM46 83H48L47 85L48 86H46ZM51 83H52V85H51ZM61 83V84H62ZM90 83V84H89ZM99 83V84H98ZM106 83V84H105ZM137 83V84H136ZM78 84H81V86H82V84L84 85V86H82V87H85L86 89H84V88H82V87H80ZM86 84H87V86H86ZM96 84V85H95ZM98 84V85H97ZM102 84V85H101ZM109 84V85H108ZM115 84V85H114ZM129 84H132V85H129ZM134 84V85H133ZM4 85V84H3ZM20 85H22V86H24V88L23 87H20ZM45 85V86H44ZM53 85H55V87L53 86ZM70 86L69 88H71L70 90H69V88H68V86ZM73 85V86H72ZM79 87H77V86ZM92 85V86H91ZM110 85H111V88H110ZM122 87H121V86ZM137 85V86H136ZM138 85H140V86H138ZM31 86V85H30ZM42 86H44L43 88H42ZM50 86V87H49ZM54 88H53V87ZM67 88H66V87ZM72 86V87H71ZM95 86H96V88H95ZM99 86H101V87H99ZM105 86V87H104ZM123 86H124V88H123ZM133 86V87H132ZM146 86V87H145ZM3 87H5V86H3ZM73 87H75V88H73ZM88 87H90L89 89H88ZM115 87H118V88H115ZM119 87H121L122 88V90H121V88H119ZM130 89H129V88ZM137 87H143V89H145V90H143L142 92H141V90H142V88H140L139 89V91H137L136 89H138ZM150 87V86H149ZM148 87V88H149ZM16 88V90L14 91V89ZM25 88H27L29 91H27ZM40 88V89H39ZM52 90H51V89ZM93 88H95V89H93ZM107 88V89H106ZM132 88H133V90H132ZM135 88V89H134ZM21 89V90H20ZM24 89V90H23ZM53 89H54V91H53ZM56 89H58V90H56ZM61 89V90H60ZM79 89H81V90H79ZM91 89V90H90ZM93 89V90H92ZM105 89V90H104ZM108 89H109V91H108ZM115 89V90H114ZM33 90H36V91H33ZM74 90H75V92H74ZM84 90H86V94H87V96L85 95V93H84ZM98 90V91H97ZM116 91V92H114V91ZM120 90V91H119ZM124 90H126L125 92H124ZM127 90H129V91H127ZM3 93H2V92ZM14 91V92H13ZM22 91V92H21ZM27 91V92H26ZM46 91L48 92L47 94H46ZM58 91H60V92H58ZM80 91V92H79ZM92 91V92H91ZM101 91V92H100ZM104 91V92H103ZM106 91V92H105ZM121 91H122V93H121ZM135 91V92H134ZM146 91V92H145ZM10 92V93H9ZM16 92V93H15ZM24 92H26L27 93V95L29 96H25V93ZM31 92V93H32ZM77 92H78V95L79 96H76V94H77ZM96 94H94V93ZM128 92V93H127ZM135 93V96H134V93ZM138 92H140V93H138ZM9 93V94H8ZM12 93V94H11ZM38 93H36V94H38ZM50 93V94H49ZM52 93H53V95H52ZM58 93H59V95H58ZM64 93V94H63ZM72 93V94H71ZM89 93H90V95H89ZM114 93V94H113ZM124 93L126 94V97H125V95H124ZM130 93V94H129ZM144 93H146L145 95H144ZM5 94V95H4ZM19 96H17V95ZM41 94V95H40ZM44 94H46V96L44 95ZM51 96H49V95ZM55 94H57L56 96H55ZM63 94V95H62ZM71 94V95H70ZM73 94H74V96H73ZM94 94V95H93ZM103 94V95H102ZM108 94H110V95H108ZM139 94V95H138ZM15 95L16 97L15 98H13V96ZM60 95H62V96H60ZM69 95L71 96V97H69ZM91 95L93 96V97H95V96H98V97H95V100H94V98L93 97H91ZM100 95H102V96H108V99L106 100L108 103H106V101L104 100V98H101V96ZM112 95V96H111ZM118 95H120V96H118ZM124 95V96H123ZM83 96V97H82ZM111 96V97H110ZM122 96V98H120ZM145 96V97H144ZM66 97V98H65ZM86 97H89V99H87ZM100 97V100H96V99H98ZM113 97V98H112ZM115 97H116V99H115ZM129 97V98H128ZM132 97L134 98V99H132ZM141 97H144V101L142 100V98ZM17 98H19L18 100H17ZM20 98H21V100H20ZM59 98V99H58ZM69 98V99H68ZM71 98H72V100H75V102L74 103H76V105H78V107H79V109H82V110H78V107L76 106V105H74V107H72L73 106V104H72V102H70V101H72L71 100ZM83 98H86V100H88V102L87 101H85V99H83ZM124 98V99H123ZM125 98H126V100H125ZM138 98H140V99H138ZM8 99V100H7ZM11 99V100H10ZM61 99H63V100H61ZM84 101H83V100ZM92 99V100H91ZM113 101H112V100ZM128 99V100H127ZM135 100L136 101V103H137V105H138V107L140 108H138L137 107V105H136V103H135V101H133L132 102V100ZM138 99V100H137ZM19 100H20V102H22L21 103V105H20V102H19ZM44 100H46L47 102L45 103V101ZM49 100V101H48ZM52 100H53V102H52ZM66 102H65V101ZM102 100V101H101ZM116 100V101H115ZM120 100V101H119ZM122 100V101H121ZM14 101V102H13ZM23 101L25 102V105H23L24 103H23ZM31 101H34V102H31ZM35 101H36V103H35ZM43 101V102H42ZM81 103H80V102ZM94 101V102H93ZM95 101H97L98 103H96ZM99 101H100V103H101V105H100V103H99ZM104 101H105V104H104ZM111 101V103H109ZM141 101H143L144 103H142ZM146 101V102H145ZM19 102V103H18ZM32 103V105H31V103ZM59 104H57V103ZM60 102H63V104H61ZM85 102H87L86 104H85ZM93 104H92V103ZM128 102H130L129 104H127ZM132 102V103H131ZM39 103V104H38ZM41 103H42V105L45 107H43L42 105H41ZM54 103V104H53ZM69 104V106L67 105V104ZM80 103V104H79ZM82 103H84V106L86 105V107L87 106H89L90 105V107L92 108V110L91 111H93V110H95V111H93V114L94 113H97V110L96 109H100V110H98V112H99V114H97V115H99L98 116V118H100L101 119V117H102V119H101V121L102 122H106L105 124L104 123H102V125L101 126H99L100 124H101V121H99L98 119H97V116H96V118L93 120V117H90L91 116V113L92 112H89L90 113V115H89V117H90V119H89V117L87 116V114H85L84 112H86V113H88V111L90 110V107L89 108H85L84 106H81V104ZM96 103V106H94V104ZM120 103V104H119ZM134 103V104H133ZM142 104V106H143V108H141L142 106L140 105V104ZM26 104H27V106H26ZM34 104H36V106H37V108L35 107V105ZM50 104V105H49ZM55 104L57 105V106H55ZM87 104H89V105H87ZM113 104V105H112ZM115 104L117 105L118 104V106H115ZM131 104H132V106H131ZM10 105V106H9ZM30 105H31V108H30ZM34 105V106H33ZM41 106V107H39V106ZM54 105V106H53ZM70 105H72V106H70ZM93 105V106H92ZM136 105V106H135ZM12 106V107H11ZM22 106H23V108H22ZM24 106H25V108H24ZM34 108H33V107ZM59 106H61L60 108H62L63 109V111L62 110H60L59 108H57V110L55 109L56 107H59ZM64 106H66L65 108H64ZM68 106V107H67ZM101 106V107H100ZM106 106H110L111 108H106ZM121 106V108H119ZM123 106H125L124 108H123ZM126 106H128V107H131V108H129V110L130 109H133L134 111H129V110H126L127 112H128V114L129 115H127V112L125 113V111H124V109H127L126 108ZM133 106L134 107H136L137 108V111H136V108L134 109L133 108ZM21 107V108H20ZM47 107H48V109H47ZM54 107V108H53ZM96 107H98V108H96ZM104 109H103V108ZM114 108V110H116V112L117 111H119V109H121V113L120 112H118V113H116L115 111H113L112 112V110H113V108ZM116 107V108H115ZM117 107L119 108L118 110H117ZM8 108V109H7ZM33 108V111H31V109ZM38 108H40V109H38ZM42 108H44V109H42ZM51 108V109H50ZM68 108H69V110H68ZM84 108L86 109V111L84 110ZM102 108V109H101ZM18 109H20V111L18 110ZM25 110V112H27V113H25V112H22V110ZM50 109V110H49ZM68 110L67 112H69V113H67L66 112V110ZM70 109H72V111H74L73 109H77L78 111H80V112H82V113H84L83 115H84V117L85 118H83V116H82V114L80 113V112H78V111H74V112H72L73 113V116H71L70 114H71V112H70ZM89 109V110H88ZM106 109V110H105ZM112 109V110H111ZM142 109V110H141ZM28 110V111H27ZM42 110V111H41ZM47 110H48V112L50 111H52V110H54V111H52L51 113L49 112V114L51 115V118L49 117L50 115L47 113ZM62 111V112H60V111ZM88 110V111H87ZM111 110V111H110ZM143 110H144V112H143ZM11 111V112H10ZM46 112L47 114H48V116H47V114H45L44 112ZM101 111V112H100ZM103 111V112H102ZM108 111H110V113L112 112V113H116V115L118 114V116H115V114H109V115H107L106 116V113L108 112ZM35 112V113H34ZM36 112H37V114H36ZM64 112V113H63ZM104 112H105V114H104ZM130 112H133V113H131V114H133L134 115V113H136V112H138V113H140L141 112V114H140V116H141V118L139 117V115H138V113H137V115L135 114L134 116L136 117V118H134L133 117V115H132V118L130 117L131 116V114H130ZM24 113V115L26 116V114H27V116L25 117L24 115H22ZM74 113L75 114H77V117L76 118H78L79 116L78 115H80L81 116V118H83V119H86V120H89V122L91 123V128L92 129H94V131H95V133L93 132V130L91 131V129L90 130H88V131H90V133L89 134H86V135H82V136H77V137H64V138H62V139H60V140H51L50 139V137H51V129H52V131H55V133H56V131L58 130V129H60L59 128V125L61 126V128L63 127V125H64V128H66L65 127V125L67 126V127H71V126H73V124L71 125L70 123V121H71V118L73 117L74 118V120H75V115H74ZM88 113V114H89ZM109 113V112H108ZM125 113V114H124ZM42 114V115H41ZM65 114V115H64ZM101 114H103L104 116H106L107 118H106V120L105 119H103L104 118V116H102ZM143 114H145V116H143ZM15 115H17V116H15ZM18 115H20V116H18ZM33 115V116H32ZM59 115V116H58ZM66 116L67 118H64V117H62V116ZM67 115H69V116H67ZM120 115V116H119ZM126 115L129 117V118H131V119H128L127 120V117H126ZM150 115V114H149ZM9 116V117H8ZM54 118H53V117ZM57 116V117H56ZM16 118V120L15 121H13L15 118ZM25 119H24V118ZM37 117H45L44 118V121L42 120V124H43V126H42V124L41 123H39V125L37 124V121H39L40 122V120L39 119H43V118H38L37 119ZM48 117L50 118V119H48ZM60 117L62 118V120L60 119ZM70 117V118H69ZM113 117H115V119L113 118ZM118 117H120L119 119H118ZM122 117V118H121ZM125 118V120L123 121L124 123L126 122V124H127V122H131V121H133V123H131V125H126V124H123V122H122V119H124ZM143 117H144V120L145 121H143ZM53 118V119H52ZM56 118V119H55ZM69 118V119H68ZM73 118H72V120H73ZM92 118V119H91ZM112 118V119H111ZM134 118V119H133ZM2 119V120H1ZM12 119V120H11ZM19 119V120H18ZM45 119H48V120H45ZM66 121H68V122H66ZM83 119H81L80 120V118H79V120H77V122L79 121H81V122H85V121H83ZM116 119L118 120V123L116 122ZM136 119V120H135ZM139 119V120H138ZM6 120H7V122H6ZM9 120V121H8ZM24 120V121H23ZM35 120H36V122H35ZM54 120V121H53ZM56 120V121H55ZM59 122H58V121ZM64 120V121H63ZM75 120V121H76ZM92 120V121H91ZM98 120V121H97ZM115 120V121H114ZM119 120H121V122L122 123H120V121ZM137 120H138V123L139 124H137ZM142 120V121H141ZM46 121V122H45ZM53 121V122H52ZM60 121H63V122H60ZM93 121H95V123L93 122ZM96 121H97V123H98V125L96 124ZM111 121V122H110ZM16 122V123H15ZM19 122H20V124H22L23 125V123H26V124H24V125H30L29 127L28 126H22V128H20V124H19ZM50 122V123H49ZM78 122V123H79ZM74 123V124H76L77 125V127L80 125V127H78L79 129L81 128V127H85L86 126V122L84 123L85 124V126H81V124L82 123ZM88 122V123H89ZM113 122V123H112ZM118 124H116V123ZM142 122V124H140ZM143 122H146L145 123V125L143 126ZM44 123H45V125H44ZM47 123V124H46ZM49 123V124H48ZM52 123V124H51ZM57 123V124H56ZM62 123V124H61ZM92 123H93V125H92ZM111 123H112V127L113 126H115L114 124H116V126H118L117 128H116V126H115V128L116 129H118V128H121V126H123L122 128L123 129H121V130H119L118 129V132H116L115 133V129L114 130H112V128L110 127L111 126ZM134 123H136L135 125H134ZM17 125V127H19V129L17 128V127H15L16 125ZM35 124H37V126L38 127H40L39 128V130H38V132L40 131V129H41V127H42V132L43 131H46V132H50V134L49 133H47V135L49 136H47V135H45V136H47L49 139H50V141H49V139H47L46 141H42V142H37V145H36V143L34 144V142H32L31 141V139H24V138H22V142L20 141L19 142V138H18V135H19V132H18V134H16L17 132L16 131H20V130H24L25 128L26 129H28V130H26V131H31V130H33L32 132H36V130L37 129H35L36 127H34L35 126ZM70 124V125H69ZM84 124H82V125H84ZM95 124V125H94ZM122 124V125H121ZM151 124V125H150ZM5 125V126H4ZM51 125V126H50ZM53 125V126H52ZM56 125V127H54ZM75 125V126H76ZM124 125H126V127L124 126ZM133 125V126H132ZM138 125H140V126H138ZM149 125H150V127H152V123H150L149 122ZM34 128H33V127ZM45 126V127H44ZM103 126V127H102ZM130 126L132 127L131 129H129L130 128ZM135 126H137V127H135ZM148 126V127H147ZM14 127V128H13ZM28 127V128H27ZM31 127V128H30ZM48 127H50L51 129H49ZM58 127V128H57ZM87 128H89V125L88 126H86ZM102 127V128H101ZM107 127H105V128H107ZM135 127V129H133ZM33 128V129H32ZM53 128H55V129H57V130H54ZM124 128H126L125 129V131H124ZM147 128V130H150V134L148 133V131L147 130H145ZM12 129H13V131H12ZM16 129V130H15ZM45 129V130H44ZM49 129V130H48ZM81 130V129H80ZM98 130V132H99V130L101 131L100 133H98L99 135H95V134H97L96 133V131ZM135 130V131H134ZM81 131H83V129L81 130ZM127 131H129V132H127ZM130 131H132V132H130ZM240 130H238V129H236L235 130V132L236 133H238ZM7 132H11L12 134H10V133H8L7 134ZM42 132H40L41 133V135L43 134ZM46 132H45V134H46ZM84 132V131H83ZM86 132V131H85ZM92 132V133H91ZM120 132H124L125 134H123V135H121L122 133H120ZM127 132V133H126ZM5 135H4V134ZM21 133H22V131H21ZM39 133V134H40ZM54 133V132H53ZM53 133H52V137H53ZM54 133V135H56ZM104 133H106V132H104ZM129 133V134H128ZM133 133V134H132ZM11 136H10V135ZM15 134V135H14ZM120 134V135H119ZM131 134V135H130ZM8 135L10 136V137H8ZM14 135V136H13ZM118 135V136H117ZM6 136V137H5ZM43 136H44V134H43ZM44 136V137H45ZM96 136V137H95ZM3 137V138H2ZM12 137H14V138H17V139H14V138H12ZM43 137V138H44ZM88 137H89V139H88ZM100 137V138H99ZM109 136H107V138H108ZM8 139V140H4V139ZM29 138V137H28ZM42 138V139H43ZM70 138V139H69ZM86 138V139H85ZM96 138V139H95ZM10 139V140H9ZM45 139H46V137H45ZM67 139H68V141H67ZM92 139V140H91ZM109 139V138H108ZM16 140V141H15ZM17 140H18V143H17ZM44 140V139H43ZM9 141V142H8ZM26 141H28L27 143H26ZM60 141V142H59ZM8 144H10V146L11 147H9L8 145H7V143ZM11 142V143H10ZM14 142H15V144H14ZM76 142V143H75ZM101 142H102V144H101ZM1 143V142H0ZM6 143V144H5ZM19 143H20V146H21V148H20V146H18L17 147V145H19ZM24 143H25V145H24ZM31 143H33V145H34V147H33V145H31ZM112 143H115L114 142V140L112 141ZM11 144H13V145H11ZM105 144V145H104ZM116 144V143H115ZM29 145V147H27ZM31 145V146H30ZM78 145V146H77ZM73 146V147H72ZM75 146V147H74ZM77 146V147H76ZM24 147H26V148H24ZM36 147V148H35ZM69 147H70V149H69ZM82 148L83 147V149H80V148ZM88 147V148H87ZM13 149V151H12V149ZM14 149H15V151H14ZM18 149H20V150H18ZM24 149V150H23ZM45 149V150H44ZM72 149H74V150H72ZM22 150V151H21ZM92 151V152H93ZM12 152H14V154H12ZM16 152V153H15ZM23 152V153H22ZM27 152V153H26ZM37 152H40V153H37ZM53 152H54V154H53ZM36 153V154H35ZM49 153V154H48ZM50 153H52V154H50ZM31 154V155H30ZM11 155V156H10ZM26 155V157H24ZM28 155V156H27ZM23 156V157H22ZM52 156V157H51ZM1 157H4V158H1ZM5 157H7V158H5ZM14 157V158H13ZM18 157V158H17ZM19 157H21L22 158V160L25 158V160H21V158H19ZM9 158V159H8ZM16 158V159H15ZM13 159H15V160H13ZM18 159V160H17ZM65 159V158H64ZM3 160V161H2ZM21 160V161H20ZM164 162L167 164L169 161L167 160V159H164ZM163 162V163H164ZM1 166V165H0ZM135 167V166H134ZM133 166H130L129 167V169H132V168H134ZM136 169V170H135ZM134 169V171L132 172V171H130L129 170V172H131V173H135L136 171H137V168H135ZM116 177L117 178H119L118 176H114V182L115 181H117L116 180ZM235 183L237 184L236 186L238 187L239 185V178L238 179H235ZM118 183H120V182H118ZM117 183V184H118ZM117 184L114 186V188L112 187V189H111V191L109 190L108 191V193L106 192V189L104 190L105 192L104 193H106V195L105 194H103V190H102V192L100 193V194H98L97 196H96V198L94 199L93 198V200H92V198H91V201H90V199H88L84 204H82L81 206L83 207H86V206H91V208H89V210L90 209H96V205H97V208H98V206H99V204H100V202H102L104 199H106L108 202H109V200H111L109 203H113V204H111V207L109 206V208L110 209H108V207H106V209L104 210V211H108V213L110 212V210H113L114 208H117V206L116 205H118L119 207H122L125 203H128L129 202V199H130V201L131 202H133V201H135V198L137 197H143V196H140V195H138V194H145L146 192H144L143 193V191H142V193H141V191H139V192H137V191H132V192H128V194L127 195H129V196H127L126 194H123V190L120 188L118 191L121 193H117V190H116V187L117 188H119L120 186H119V184H118V186H117ZM0 185H1V183H0ZM0 189H2V190H0V192H2L3 191V187L2 186H0ZM114 189V190H113ZM112 190H113V192H112ZM53 191V190H52ZM52 191H50V195H51V197H52V200H53V202H54V204H58V203H56L57 202V200H56V197L59 195V196H61V194L59 193V192H52ZM23 191H21V193H22ZM125 192V191H124ZM3 193H4V195L5 196H3L4 197V199H3V197H1L2 195H3ZM3 193H1V195H0V215H1V218L0 219H4L5 221H7V222H22V221H20L21 220V213H20V211L22 212V210H23V208L25 207V210L24 211H27L26 213H28L29 215H30V217H32L33 219H34V222L35 223H37L38 221H39V223L41 222V219H39V213L41 212V208L40 209H38L37 208V206L36 205H38V206H41L40 204H34L35 206V208H33L32 206H31V208H30V206L28 207V209L26 208L27 206V204H26V202H28L29 200L28 199H26V198H24V192H23V194H21L20 192H19V195H18V197H17V194L18 193H15V197L16 198H14V196L13 197H10L11 198V200H10V198H9V200H8V196L5 194V192H3ZM55 195H54V194ZM126 193V192H125ZM32 194L33 193H31V196H32ZM39 194V193H38ZM37 194V192L36 191H34V194H33V197H31V198H36V195H38ZM57 194V195H56ZM134 195V194H136L137 196H132V195ZM22 195V197H23V200L25 199V202L22 200V197L20 198L19 196H21ZM101 195V196H100ZM116 195V196H115ZM122 195V196H121ZM126 195V196H125ZM149 196L150 194L148 193H146V195H144V196ZM152 195L153 194H151L149 197L150 198H145L144 200H153V199H158V200H161V201H167V199H170V201L168 200L167 202H172V201H175L174 200V198L176 199V202H180V199H181V202H188V201H190V203H199L200 202V198H202V200H201V202H202V204H210V203H212L211 205H216V202H217V205H222V203H223V205H232V204H234L235 202H234V200H233V198L231 199L230 198V196H222V195H219V197H221L220 199H219V197L218 196H215V197H218L217 199H215V197H212L213 199V201L210 199V196H207V195H201V196H199V195H196V197H194V198H192V196L190 197L189 195H184V194H182V196L180 195V197L179 196H175V195H173V194H160L159 195V193H154V195L153 196H155V197H152ZM160 196V197H162V198H160V197H158V196ZM167 195H169L170 197L172 196V201H171V198L168 196V197H166ZM184 195V196H183ZM7 196V197H6ZM102 196H104L103 197V199L102 200H100L101 198H102ZM118 196V197H117ZM124 196H125V198H124ZM186 196H188V197H186ZM203 196V197H202ZM204 196H207V202H204V200L206 199V198H204ZM100 197V198H99ZM107 197H109V198H107ZM114 197V198H113ZM122 197V198H121ZM151 197L153 198V199H151ZM156 197H158V198H156ZM165 197V198H164ZM180 199H179V198ZM198 197V198H197ZM2 198V199H1ZM18 198V199H17ZM133 198V199H132ZM140 198L138 199V200H136V201H140ZM196 198V199H195ZM204 198V199H203ZM209 198V199H208ZM231 200H230V199ZM13 199V200H12ZM20 199V200H19ZM37 199V198H36ZM39 199V198H38ZM38 199L36 200V201H38ZM120 199V200H119ZM126 200V201H123V200ZM143 199V198H142ZM141 199V200H142ZM163 199V200H162ZM187 199H190V200H187ZM191 199H194V201L193 200H191ZM225 199V200H224ZM228 199V200H227ZM2 200V201H1ZM6 200V201H5ZM34 200V199H33ZM100 202H99V201ZM106 200H104V201H106ZM179 200V201H178ZM184 200V201H183ZM215 200V201H214ZM35 201V200H34ZM98 201V202H97ZM103 201V202H104ZM192 201V202H191ZM197 201V202H196ZM209 201H210V203H209ZM228 201V202H227ZM231 201V203H232V201L234 202V203H229ZM73 201H72V199H70V203H69V205H71V203H72ZM124 204H123V203ZM200 202V203H201ZM99 203V204H98ZM114 203H115V205H114ZM118 203V204H117ZM215 203V204H214ZM239 203V204H238ZM237 204L238 205H240V206H243V205H245V203L244 202H238ZM243 203V204H242ZM19 204H21V206H19ZM24 204V205H23ZM119 204H121V205H119ZM255 206H254V205ZM15 205V206H14ZM17 205V206H16ZM22 205H23V207H22ZM108 205H110V204H108ZM115 206V207H114ZM264 206V202H258V203H255V202H248V204L246 203V205H245V207H263ZM83 207V209H85ZM3 208V209H2ZM81 208V207H80ZM87 208V207H86ZM22 209V210H21ZM17 212V213H16ZM20 213V214H19ZM4 214H5V217H4ZM96 215V216H95ZM103 215V216H102ZM104 215L106 216L107 215V212H106V214H105V212H101V213H99V215L98 214H93V215H91L90 217H88V218H81V219H78V221H76V220H74V222L73 221H70V220H66V221H63V222H59V223H57V222H55L54 220L53 221H51V223H47V222H44V220H42V223H43V225L44 224H46V225H42V227H44V233L46 234V236H48L49 237V240H48V242L47 241H44V244H46V243H48V244H46L45 246H42V248L43 247H51V248H53V246H55V247H57V246H59V243L60 244H62L63 242H65L66 240H68V237H69V239L70 238H74V239H79V238H82L83 236L81 235H79V231L78 230H76V227H78V226H83V227H86L87 226V224L89 225L91 222H93V223H91V225H96V224H99V222L100 221H102V223H103V221L105 220V219H102V218H104ZM96 218H95V217ZM20 217V218H19ZM98 217V218H97ZM101 217V218H100ZM106 218V222H107V217H105ZM84 219V220H83ZM91 219H93V220H91ZM95 219V220H94ZM98 219V220H97ZM109 219V218H108ZM11 220V221H10ZM13 220H15V221H13ZM80 220L82 221V223L80 222ZM87 220H89L88 222H86ZM90 220H91V222H90ZM76 221V222H75ZM97 223H96V222ZM69 222H70V226H69ZM71 222H73L74 223V225H72L73 223H71ZM80 222V224L78 225V223ZM106 222H104L103 223V225L105 224L106 225ZM39 223H37V224H39ZM77 223V224H76ZM101 222H100V224H102ZM149 222H146V224H145V222H144V224H142V228H149ZM144 226V227H143ZM72 227H74V229L72 228ZM70 228V229H69ZM132 229H134V230H132ZM132 229H130V230H128L127 232H128V234H130V232L131 233H133V234H130V235H127V232H125L124 234H123V236L122 235H120L119 237H114V238H111L110 240L111 241H108V246H106V247H104L102 250L101 249H93V251H94V255H92L93 254V251L91 250V256H93V258H95V261H97V263H99V264H106V262H107V258L109 257V256H115V254L117 255V256H119V255H122V253H124L126 250H127V246H126V244H127V242L128 243H134V240L137 238V236L138 235H141L142 233H140V232H144L145 231V229L144 230H142V231H140L139 230V228H132ZM158 229H162L163 230V232L161 231V230H158ZM157 230H148L147 229V233H155L156 235H158L159 234V238H160V241L158 242V249H159V251L160 252H162V254H167L169 251H171L172 249H174V248H178V249H182L181 247H179V246H175V244H176V242L175 241H179V239H176V237L174 236V235H176V233L175 232H172V231H170V230H166V228L165 227H159ZM72 230H73V234L71 235V233H72ZM166 230V231H165ZM74 231H76L77 233H78V235L76 234V232L74 233ZM102 231H103V233H102ZM102 231H100V234L102 235H104L105 233H107L106 232V230H102ZM140 231V232H139ZM49 232H50V234H49ZM70 232V233H69ZM136 234H135V233ZM145 232V233H146ZM162 232V233H161ZM165 232H167V233H165ZM146 233V234H147ZM164 233V234H163ZM171 233H173V234H171ZM51 234H53V236H51ZM75 234V235H74ZM109 234L107 233V234H105V238H109V236H108ZM135 235V237H133V236ZM165 235V236H164ZM173 235V236H172ZM71 236V237H70ZM74 236V237H73ZM78 236H79V238H78ZM126 236H129V237H126ZM164 236V237H163ZM170 236H172V237H170ZM52 237V239H50ZM126 237V238H125ZM133 237V238H132ZM167 237V238H166ZM169 237V238H168ZM175 237V238H174ZM196 237H198V236H196ZM67 238V239H66ZM116 238V239H115ZM124 238H125V240H124ZM164 238V239H163ZM172 238V239H171ZM54 239V240H53ZM120 241H119V240ZM128 239V240H127ZM132 239V240H131ZM134 239V240H133ZM169 239H170V241H169ZM174 239V240H173ZM47 240V239H46ZM115 240V241H114ZM127 240V241H126ZM213 240H214V242H213ZM50 241V242H49ZM212 241V242H211ZM216 241V242H215ZM218 240H216L215 238H211V240H210V242L212 243V244H217L218 242H217ZM112 243V244H110V243ZM120 242H122V243H120ZM174 242V243H173ZM118 243L120 244V245H118ZM171 243V244H170ZM44 244H40V245H35L34 244V246L32 245H29V246H26V247H23V248H20V250L19 249H17V250H0V264H12V260H13V262H15L16 260L17 261H19V260H23V262H26V263H30V264H37V263H40V260L41 261H43V259L37 254V250L36 249H38V248H41V245H44ZM122 244V245H121ZM124 244V245H123ZM174 244V245H173ZM57 245V246H56ZM112 245V246H111ZM162 245V246H161ZM163 245H166L165 247L163 246ZM35 246H38V247H35ZM159 246H161V247H159ZM238 246H239V244L237 245V248H236V250H237V252L238 251H240V250H242V248H243V244L241 243L240 244V246L239 247H241V248H238ZM121 247V248H120ZM171 247V248H170ZM32 248V249H31ZM110 248V249H109ZM162 248V249H161ZM22 249V250H21ZM161 249V250H160ZM171 249V250H170ZM36 250V251H35ZM108 250V251H107ZM162 250H164V251H162ZM96 251V252H95ZM99 251V252H98ZM110 251V252H109ZM112 251V252H111ZM167 251V252H166ZM107 252V253H106ZM119 253H121V254H119ZM111 254V255H110ZM125 254V253H124ZM36 255H38V256H36ZM81 255V257H79V255H77V257L74 259L75 261H76V263H82V262H84V261H86V260H82V259H85V257H87V258H89L88 256H82V255H84V254H80ZM100 255V256H99ZM95 256V257H94ZM108 256V257H107ZM15 257V258H14ZM35 257H37V258H35ZM78 257H79V259L80 260H76V259H78ZM83 257V258H82ZM18 258H20V259H18ZM40 258V259H39ZM86 258V259H87ZM105 258H106V260H105ZM100 261H98V260ZM74 260H72V261H74ZM74 261V262H75ZM79 261V262H78ZM31 262H33V263H31Z\"/></svg>",
  "mask_w": 264,
  "mask_h": 264
},
{
  "label": "crops",
  "instance_id": "crops-1",
  "mask_svg": "<svg viewBox=\"0 0 264 264\" xmlns=\"http://www.w3.org/2000/svg\"><path fill=\"white\" fill-rule=\"evenodd\" d=\"M108 180L105 161L89 150H79L69 154L60 164L58 181L62 189L78 199L97 196Z\"/></svg>",
  "mask_w": 264,
  "mask_h": 264
},
{
  "label": "built area",
  "instance_id": "built-area-1",
  "mask_svg": "<svg viewBox=\"0 0 264 264\" xmlns=\"http://www.w3.org/2000/svg\"><path fill=\"white\" fill-rule=\"evenodd\" d=\"M56 200H57V202L62 203V204H66V205L70 203L69 196H62V197L57 196Z\"/></svg>",
  "mask_w": 264,
  "mask_h": 264
}]
</instances>
